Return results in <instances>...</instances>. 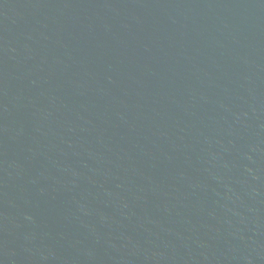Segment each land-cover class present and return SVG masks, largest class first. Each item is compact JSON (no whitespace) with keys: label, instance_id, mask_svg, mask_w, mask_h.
Masks as SVG:
<instances>
[{"label":"water","instance_id":"1","mask_svg":"<svg viewBox=\"0 0 264 264\" xmlns=\"http://www.w3.org/2000/svg\"><path fill=\"white\" fill-rule=\"evenodd\" d=\"M0 264H264V0H0Z\"/></svg>","mask_w":264,"mask_h":264}]
</instances>
